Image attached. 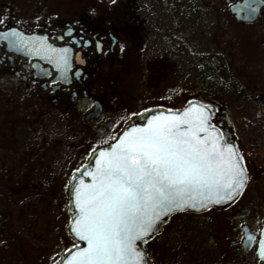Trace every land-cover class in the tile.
Here are the masks:
<instances>
[{
	"label": "flooded vegetation",
	"instance_id": "1",
	"mask_svg": "<svg viewBox=\"0 0 264 264\" xmlns=\"http://www.w3.org/2000/svg\"><path fill=\"white\" fill-rule=\"evenodd\" d=\"M197 104L231 135L248 184L228 208L175 214L147 264H264V0H0V208L38 193L68 210L97 150L148 112ZM73 245L67 233L32 251L0 223V264H57Z\"/></svg>",
	"mask_w": 264,
	"mask_h": 264
},
{
	"label": "snow or ice",
	"instance_id": "2",
	"mask_svg": "<svg viewBox=\"0 0 264 264\" xmlns=\"http://www.w3.org/2000/svg\"><path fill=\"white\" fill-rule=\"evenodd\" d=\"M3 35L27 42L15 29ZM59 51L67 65L68 49ZM208 119L205 107L197 105L158 112L93 154L95 166L72 191L79 211L70 230L86 246L73 245L61 264H143L136 242L155 233L157 222L185 207L231 200L247 179L243 157L219 142ZM260 249L264 256V239Z\"/></svg>",
	"mask_w": 264,
	"mask_h": 264
},
{
	"label": "rangeland",
	"instance_id": "3",
	"mask_svg": "<svg viewBox=\"0 0 264 264\" xmlns=\"http://www.w3.org/2000/svg\"><path fill=\"white\" fill-rule=\"evenodd\" d=\"M252 110L251 107L248 110L247 116L250 118L253 116ZM234 121L236 122V119ZM73 137L74 140L72 141ZM82 142L84 143V137L82 139L81 134L70 133L69 143H73L72 147ZM71 152L75 151L70 149L69 153ZM42 199L46 198L37 193L36 197L28 201L22 198L0 208L2 213L0 214V223L4 222L19 232L21 242L31 248L32 251L60 246V242L67 235V210L63 209L65 205L62 204V207L61 204L58 205L55 202H46L50 200L49 198L42 202ZM62 245L65 249V241Z\"/></svg>",
	"mask_w": 264,
	"mask_h": 264
},
{
	"label": "water",
	"instance_id": "4",
	"mask_svg": "<svg viewBox=\"0 0 264 264\" xmlns=\"http://www.w3.org/2000/svg\"><path fill=\"white\" fill-rule=\"evenodd\" d=\"M197 106H204V105H200V104H197ZM205 107V106H204ZM206 109V114L209 115V119H208V124L210 125V131L213 135H216L218 136V139H219V142L223 145L225 143L227 144H231L235 147L236 151L238 152V154H240L235 142L232 140V137L229 133H221L220 131H218L215 126L213 125V119H214V113H213V110L212 109H209L207 107H205ZM158 112H164V111H160V110H156V111H152V112H148L146 114H144L142 116V119H143V123H140V124H134V125H142V124H146L147 123V117H150V116H153V115H156ZM166 114H170L171 112H164ZM133 126V125H131ZM129 126V127H131ZM129 127H127L126 129H128ZM125 129V130H126ZM119 139V138H118ZM106 148V147H104ZM95 155H99V150L96 151L94 153ZM242 164L244 165L243 163V160L241 161ZM95 166V160H94V155L92 156L91 160L86 164L84 165L83 167L80 168V171L79 172H76L72 179H71V182H70V187H69V210H68V220H69V225H68V234L69 236L78 244L77 247H83V246H86V242L84 241H81L78 237L75 236L74 233L71 232L70 230V226H71V223H72V220L73 218L75 217L76 213L79 211L77 208H75V204H74V201H75V197L72 195V191L73 189L75 188V186L77 184H79L80 182V178L81 176L83 175L84 172L86 171H90L92 170V168ZM245 167V166H244ZM245 175L247 177V173L245 171ZM83 179L85 181H90L91 180V177H88V176H83ZM247 182L248 180L246 179L243 183V187L236 190V192L233 194V198L231 200H221L220 202H212L210 203L209 205L205 206V207H196V208H192V207H185L183 209H180V210H176L174 212H172L169 216L165 217L163 222H157V228L158 230L155 232V233H151L149 234L148 237H146L143 241H140L138 240L136 243L139 247L140 250H142V252L144 253L143 255V264H147V261H146V251H145V244L148 243L149 241H151L154 237H156L158 234H160L163 230V227L167 224V222L169 221V219L174 215V214H177V213H181V212H195V213H203V212H206V211H209L213 208H217V209H225V208H228L230 205L234 204L241 196L242 194L244 193L245 189H246V186H247ZM262 239H264V229H263V234H262ZM74 250V249H73ZM72 250V251H73ZM261 250V249H260ZM71 252V251H70ZM67 253L65 255V257H67L69 254ZM64 257V258H65ZM63 258V259H64ZM264 258V256H263ZM62 259V260H63ZM58 264H61V261L58 263Z\"/></svg>",
	"mask_w": 264,
	"mask_h": 264
}]
</instances>
